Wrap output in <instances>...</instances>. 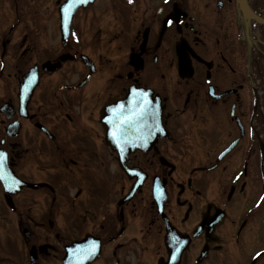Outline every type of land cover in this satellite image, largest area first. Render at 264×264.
<instances>
[{"label": "flooded vegetation", "instance_id": "flooded-vegetation-1", "mask_svg": "<svg viewBox=\"0 0 264 264\" xmlns=\"http://www.w3.org/2000/svg\"><path fill=\"white\" fill-rule=\"evenodd\" d=\"M12 5L0 264H264V0H94L67 39ZM133 87L157 109L121 127L105 107Z\"/></svg>", "mask_w": 264, "mask_h": 264}, {"label": "rangeland", "instance_id": "rangeland-1", "mask_svg": "<svg viewBox=\"0 0 264 264\" xmlns=\"http://www.w3.org/2000/svg\"><path fill=\"white\" fill-rule=\"evenodd\" d=\"M59 1L62 2L64 0H0V3L4 5L13 4L11 7L7 6L3 8L1 16L8 19V25L10 28L12 27L11 24L15 18H17L18 20L21 19V23H18L15 29H23L27 31L44 30L45 32L50 33L53 29L58 28L59 26ZM21 6L25 7L24 16L22 14L23 9L21 11ZM53 9L55 11V15ZM77 24L78 29L81 30L83 27H87V29L91 28L89 23L82 20H80ZM261 100L262 109H264V101L262 98Z\"/></svg>", "mask_w": 264, "mask_h": 264}, {"label": "water", "instance_id": "water-1", "mask_svg": "<svg viewBox=\"0 0 264 264\" xmlns=\"http://www.w3.org/2000/svg\"><path fill=\"white\" fill-rule=\"evenodd\" d=\"M89 0H69L67 1L61 10V13L63 15V25L62 29L66 31L67 35L70 30L71 22H72V15L73 13L81 6H86L88 4ZM37 78V76H36ZM37 84V79H36ZM35 84V85H36ZM35 85L33 87H35Z\"/></svg>", "mask_w": 264, "mask_h": 264}, {"label": "snow or ice", "instance_id": "snow-or-ice-1", "mask_svg": "<svg viewBox=\"0 0 264 264\" xmlns=\"http://www.w3.org/2000/svg\"><path fill=\"white\" fill-rule=\"evenodd\" d=\"M261 255H264V254H260V253H258V254H257V259H259Z\"/></svg>", "mask_w": 264, "mask_h": 264}]
</instances>
